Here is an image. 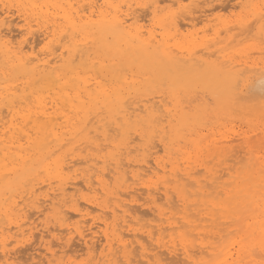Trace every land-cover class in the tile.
Instances as JSON below:
<instances>
[{"label": "bare ground", "instance_id": "1", "mask_svg": "<svg viewBox=\"0 0 264 264\" xmlns=\"http://www.w3.org/2000/svg\"><path fill=\"white\" fill-rule=\"evenodd\" d=\"M175 1L179 5L182 3L181 0ZM194 1L189 4L196 3ZM253 1L249 16L263 22L264 0ZM133 6L151 7V13L156 16V1L145 3V0H0V234L7 233L13 225L23 238L25 235H32L31 228H26L28 231L23 233L22 226L26 224V220L23 218L24 213L20 211L24 205L23 208L19 207L21 200H17L23 195L33 196L31 207L36 212H42L49 206L55 219L63 223L70 218L72 215L61 209L66 206L64 201L67 198L72 199L68 186L77 189L75 176L69 173L68 158L83 155L86 168L80 175L82 183L88 190L94 191L95 182L105 200L96 203L95 200L87 199L88 203L96 205L104 214L108 212L106 209H109L113 217L112 222H107L104 218L97 222L105 226L104 230H99L103 232L104 244L97 255V261L92 264L134 262L131 254L135 252L133 247L137 246L133 244L130 248L134 240L131 242V239L128 241L124 238L127 235L125 233H128L125 230L134 237L137 232L143 230L132 224V215L136 210L120 203V195L126 193L128 188H133L131 183H127L129 177L124 166L132 165V160L127 158V155L133 140L131 136L136 134L135 136L143 141L142 150L152 147L154 138L159 137L160 142L168 139L162 144L170 157L171 154L182 155L180 160L168 159L166 162L170 167L169 172L171 171L168 176L173 183L172 189L177 192L176 198L183 209L181 219L188 227L179 235L181 253L188 260L183 261V264H264V162L258 160L256 155H251L249 163L232 176L229 186L220 185L221 189H218L221 193L217 189L218 194L222 196L215 190L217 195L214 197L211 196L213 190L208 191L205 186L207 184H201L200 179L196 181L193 191L186 190V182L191 181L186 179L194 178L191 173L183 172L178 163L186 162L190 158L197 160L204 152L217 157L225 154L223 145H204L200 129L196 128L199 129L197 132L195 127L203 122L206 112L210 109L212 114L215 113L220 118L227 108L242 105L241 99L246 97L240 95L238 85L240 72L237 66L241 63L232 61L233 54H221L218 59H211L214 54L212 51L197 54L196 47L199 44L195 37H178L180 26L172 12L168 11L169 13L159 16L152 28L143 29L142 25L135 23L137 18L133 10L136 7L133 9ZM209 9L212 8L207 10ZM15 12L16 18L23 22L19 26L14 23L15 17L11 18ZM244 23L246 21L240 18L236 26ZM222 26L228 30V23H223ZM36 32V39L45 41L42 56L27 53L28 47L33 48V45L26 43L29 39L27 35L31 38ZM16 36H20L21 40L14 45L12 38ZM203 49H208V46L203 45ZM237 53L241 54L239 51ZM245 68L241 70L246 71ZM249 69L252 71L254 67ZM205 94L207 98L212 99V107L208 104L209 101H206ZM255 106V113L262 111L264 100H258ZM207 115L211 113L208 112ZM111 130L114 135H111ZM180 140H184V145L180 144ZM185 141L189 150L184 149ZM135 161L137 170L128 171L134 180L139 179V169L145 167L138 162L146 164L148 169L152 167L148 165V160ZM239 163L241 164L240 161ZM155 164L165 170V162L160 164L155 161ZM183 179L186 182L183 183ZM41 183L49 186L44 193L37 195L35 193L38 187L35 186ZM190 184L186 186H191ZM210 185L214 187L213 184ZM224 185L227 186L228 183ZM108 200H112V203L108 204ZM172 202L175 203L174 200ZM79 203L69 209L75 215L89 214L88 207L80 206ZM140 210L139 212L143 213V210ZM190 210L205 214L207 218H203L204 221L210 219L212 227L209 232L213 240L194 244L190 235L198 223H195L196 216L194 219L191 214L194 211L189 213ZM149 215L152 216L151 213ZM200 216L199 221L203 217ZM119 217L120 222L116 221ZM90 227L87 233L74 228L81 240L79 243L89 256L97 245V239L93 240L96 231ZM96 227L101 229L99 224H96ZM180 227L178 226L182 229ZM168 228L171 229L170 226ZM70 230H73L72 227ZM70 230L68 234H71ZM152 233L151 230H146V235L150 238ZM71 236H66V241H69ZM142 238L144 239V236ZM72 239L74 241L73 237ZM0 242V256L7 262L10 257L9 250L5 248L6 238H1ZM135 242L140 249L139 255L146 258L148 263H151V258L156 264L161 263L163 257L158 256L161 255L160 252L150 254L147 246L141 241ZM98 245H102L101 241ZM194 248L205 255L195 257ZM176 249L178 248L172 245L167 247L166 251L170 253ZM17 251L19 252V249ZM17 251L14 248L13 252ZM166 257L172 260L173 255L168 257L166 254ZM46 261L50 264L52 259ZM58 262L57 264H66Z\"/></svg>", "mask_w": 264, "mask_h": 264}, {"label": "rangeland", "instance_id": "2", "mask_svg": "<svg viewBox=\"0 0 264 264\" xmlns=\"http://www.w3.org/2000/svg\"><path fill=\"white\" fill-rule=\"evenodd\" d=\"M140 1L144 2V0H140ZM146 1L148 3H150V1H156L157 13H156L155 17L151 13V7L133 6V9L136 7L133 10V12L135 13L136 18H137L135 23L137 25H142L144 27L143 29L152 28L153 25H155L154 23L156 22V19L159 16H163L169 12H172L176 16V20L178 21V24H179L178 26H180L179 27L180 30L178 31L179 32L178 37L179 38H183L184 36L187 38H188V36L195 37L196 42L199 44V46L196 47L198 50L197 54H202L203 51L204 52L205 51H212V52H214V54H213V56H211V59H214V58L218 59V56H220L221 54H225V53L233 54V56L231 57L232 61L237 62L238 64L241 63L237 66V69L240 72L238 85H239V89L241 90L240 95L241 96L243 95L244 97H246V98L241 99L242 105H240V106L235 105V106H231V108H229V109L227 108V111L224 110L223 113L220 115V118H218L215 113L212 114L213 112L210 109L208 112H209V114L211 113V115L208 116L207 115L208 112H206L207 116L205 115L204 119L202 120L203 122H201L202 124L200 123L199 125H197L195 127V131H197V132H199L198 130L200 129V134L202 136L201 141H202V143H204V145H208V147H210L211 144L223 145L224 148L226 149L225 154L220 156V157H217L214 155H210L209 152H204L203 156L199 157L197 160H195L194 158H190L186 162H183V161L178 162V163H180L179 164L180 169H182L183 172L191 173L192 177L194 178V179H190V178L186 179L184 177L187 181L191 180L188 182L189 184H190V182H193L190 184L191 186H189V185L186 186L188 183L186 182L185 179H183V183L186 182V184H185V189L187 188L186 190H188V191L192 190L193 191L196 188V186H195L196 181L200 179L201 181L200 180L199 181L201 182V184H207V185L213 184L214 187H212V185H210V186L205 185V186H206V188L208 187L207 188L208 191L213 190L211 196L214 197V195L216 196L218 194V192H217L219 190L218 188L221 189L220 185H222L224 187L229 186V184H230L229 181L232 180V176L235 174L236 171L241 170L247 163H249L248 161H250V159H251L250 157H252L251 155H256L258 160H261L264 162V114H262L264 112V106H263L262 111L257 112V113H255L254 109H253V108L256 109L255 105L257 104L258 100H260V99L264 100V24H263L264 21L263 22H262V20L256 21L253 18V16H249L251 4L252 5L254 4L253 0H227V1L226 0H201V1L200 0H197V1L193 0L194 2H196L194 4H189V2H191L192 0H181L182 3L180 5L178 3H176L175 0H174L175 2H173V0H145V3H146ZM173 3H174V5H173ZM192 7L194 10H192ZM208 8H212V9L207 10ZM188 10L189 11L192 10V11L189 12ZM16 17H17V13L15 12L12 14L11 18H14L15 19L14 23L19 26L23 22L22 21L20 22L19 21L20 18L18 19ZM192 18H194V19H192ZM240 18L245 20L246 23H244L241 26H236V22ZM252 19H254V20H252ZM223 23H228L227 27H228L229 31L223 29V26H222ZM208 27H209V29H208ZM219 31H221V32L219 33ZM216 33H218V34H216ZM37 35H38L37 32H36V34H34L32 36L35 38H32V37L30 38V37H28L29 35H27V38H29V39H27L26 43L33 45V48H34V50H33V48L28 47L27 53L32 52L31 53L32 55L42 56V52L44 51L43 46H44L45 41H39V39H36ZM12 40L14 42L13 44L16 45V42L21 40V37L16 36V37L12 38ZM35 42H37L38 44L37 43L35 44ZM201 42L203 43L202 45L200 44ZM203 45H207L208 49L204 50ZM25 49H27V47ZM237 51H239L241 54H238ZM244 67L247 68V70L245 68L246 71L241 70V68L244 69ZM253 67H254V69H252V71H251L249 68H253ZM253 71H255V72H253ZM255 92L256 93L258 92V93L255 94ZM250 94H252L253 96ZM259 94H260V96H259ZM198 95L200 96L201 94L198 93ZM254 95H255V97H254ZM205 96H206V94H205ZM250 96H252L251 97L252 99L249 98ZM205 98L207 99L206 101H209L208 104L211 105L210 107H212L213 106L212 99H210L209 97L207 98V96ZM247 98H249V100ZM231 109H236V110L234 111ZM238 110H239V112H238ZM247 113H250L251 115L250 114L247 115ZM253 113L255 115H253ZM261 118H263V119H261ZM198 127H199V129L196 130V128H198ZM111 131H110V133H111ZM114 134L115 133L112 131L111 135H114ZM186 134H187V132H186ZM135 135L136 134H133L131 136V139L133 138V140H132L133 143L131 142L130 147H129V154L127 155V158L132 160L131 161L132 165L130 167L124 166V169L126 170V173H127L126 175L129 177V179L127 180V183H131L133 188H128L127 191H125L126 193L121 194L122 195V196L120 195L121 202L119 201L120 203H124L126 205V207L128 206L132 210L138 211L137 213H136V211L133 212L131 221L135 227L142 228V230H143V232H141V231L137 232V234H136L137 236H135V237L127 230H125V232H128V233L124 232L125 234H127L124 237L125 239H128V241H130L129 239H131L132 240L131 242H133V240H134V242L131 243L130 248L133 247L134 245L137 246V247H133L134 248L133 251H135V252L132 253L131 256H132L134 262L131 261L130 264H140V263L143 264V262H144V264H156V262H153V258L150 259L151 263H148L146 261L147 260L146 258L139 255L140 249H139L138 243L135 242V240L141 241L142 244L147 246L150 254L154 253L155 251H157L156 253L160 252L159 254H161V255H158V256L160 258L163 257L162 260H160V262H161L160 264H164V262H166V264H183V261L188 262V260H187L186 256L181 253L182 249H181V245H180V236L179 235L181 234V231L188 229V227L186 225H184V223L181 219L183 209H182V206L180 205L181 203L176 198L177 192L173 191V189H174L173 183L171 182V179H170L171 177L168 176L171 171L169 172L170 167H169L168 162H166L168 159L180 160L179 158H181L182 155L171 154V157H170L169 156L170 154H168L167 149L162 144L164 142H167L168 139H164L162 142H160L159 137H155L153 140L156 144L152 143V147L145 148L144 150H142L141 148L144 147L143 141L140 140L139 137L135 136ZM192 136H194V135H192ZM187 137H189V135ZM135 138H136V140H135ZM225 140H227V141H225ZM181 141H183V142H181ZM185 143H186V141H185ZM180 144L184 145V140H180ZM153 145H154V147H153ZM130 148L134 149V150L131 151ZM184 149L189 150L187 143H186V146L184 147ZM151 151H153V152H151ZM238 152H240V153H238ZM191 154L193 155V152H191ZM227 155H229V156L227 157ZM82 156H74L70 159L68 158V161L70 160V162H69V164H70L69 173L72 176L73 175L75 176L74 181L77 184V186H76L77 189H75V190L71 186H68V193H70L69 195H72V199L70 200L69 198H67L64 201V202H66L65 203L66 206H63L61 208L66 214H67V212H69L68 215H72L70 218H68L69 220L67 219L62 223L61 220L55 219L53 216L54 214L52 212V209L49 206H46V209L44 208L45 210H43L42 212H36L35 209H33L31 207V200L33 199V196L29 197L28 195H23L24 198L23 197L17 198L18 201L21 200V202L18 203L19 207L23 208V205H24V208L22 209V211H20V212L24 213L23 218L26 220V224L22 226V228L24 229L23 233L28 231V229L26 230V228H31V231H32L31 234L32 235H25V238H23L22 235L20 234V231L17 230V228L14 227L13 225H11V229H9L7 231V233H4V234L1 233L0 234V239L6 238V247L5 248H7L9 250V257H10L9 258L10 260L8 259V261H7L8 264H10V263L11 264H37L38 261H39V264H47V261H46L47 259H52V261H50V264H52V263L57 264L58 261H59L58 263H65L66 262V264H92L94 261H97V258H98L97 255L101 252V249L103 248V244H104L103 239H102L103 238L102 237L103 232L99 231V230L105 229V226L103 224H100L97 222L99 220H101L102 218L107 220V222H112L113 217H112V214L109 212V209H106V210H108L109 213L108 212L107 213L109 215L107 213L104 214V211L97 208L96 205L88 203V201L90 199L95 200L96 203H100V202H103L105 200L102 196L101 191L98 189V185L95 182H93L94 183L93 189H95L94 191L88 190L84 186V184L82 183V177L80 175L83 172V170L86 168V163H84ZM235 156H237V157H235ZM243 157L245 158V160ZM143 159L148 160V165H150L152 167H151V169H148L146 167V164H144L141 161L138 162V163H142L143 164L142 166H145V167H141L142 169H139V171H140L139 175H138L139 179L136 178L134 180L132 177H130V174L128 173V171L131 169L137 170L138 166H136L137 164H135L136 163L135 160L139 161V160H143ZM155 161L160 163V164H162V162L163 163L165 162V166H166L165 170H162L161 166L157 167L155 164ZM239 161L241 162V164L239 163ZM71 164H72V166H71ZM232 165H233V167H232ZM227 166H228V168H227ZM144 169H146V170H144ZM229 169H231V170H229ZM163 171H166V172H163ZM193 171L194 172L197 171V172H195L196 174L193 173ZM198 173H199V175H198ZM217 175H218V177H217ZM220 176H221V178H219ZM215 177L217 179H215ZM213 180H214V182H212ZM217 181H218V183H217ZM205 182H207V183H205ZM208 183H210V184H208ZM226 183H228L227 186L224 185ZM214 184H216L218 186L216 187V185H214ZM169 185H170V187H169ZM48 186L49 185L46 183H41V184L36 185L35 188L36 187H38V188H37L35 194L41 195L42 193H44L47 190ZM39 188H40V190H39ZM136 188H138V190ZM141 189H142V192H141ZM166 190H168V192ZM215 190H216L217 194H215L216 193ZM169 191H171V192H169ZM219 191L221 193V190H219ZM130 192H132V194ZM127 193H129V194H127ZM220 193L218 195L222 196V194H220ZM170 194H171V196H170ZM73 195H75V196H73ZM132 196H134L136 199L132 198ZM161 197H162V199H161ZM26 198H27V200H26ZM87 199H89V200H87ZM173 200L175 201V203L172 202ZM169 201H171V202H169ZM75 202L77 204L79 203L80 206L88 207V210L90 211L89 214L84 213L83 216L82 215H75L73 213V211L71 209H69V207H72V206H74V204H76ZM158 202H160V203H158ZM111 203H112V200L111 201L108 200V204H111ZM162 203H163V205H162ZM167 206H169V207H167ZM42 207H45V206H42ZM94 208H96L95 211H93ZM172 208H173V210H172ZM98 209H99V211H97ZM140 209L143 210V213L139 212ZM177 209H179V210H177ZM106 210H105V212H106ZM145 210L147 213H145ZM191 211H194V212L192 213ZM83 212H85V211H83ZM148 212H150L152 214V216L149 215L150 213H148ZM188 212L189 213L191 212L194 219H195L194 216H196L197 219H196L195 223L196 224L198 223L197 227L193 230L192 234L190 235V238L192 239L194 244L197 245L200 241L213 240L214 238H213V236L210 235V232H209V229H211V227H212L210 219L208 218V220L205 219V221H204L203 218H207V216L203 213L197 214V213H195V212H197L195 210H190ZM141 213H142V215H141ZM143 214L146 216V218ZM200 215L203 217H201ZM153 216L155 219H153ZM199 216L202 218L201 221H199ZM166 218H169V219L167 220ZM79 219H81V220H79ZM126 219H129V217H126ZM120 220L121 219L119 217L116 221L120 222ZM157 220H159V221H157ZM176 222H178V223H176ZM209 222H210V225H209ZM40 223H41V225H40ZM60 223H62L61 226H59ZM142 223H144V224H142ZM96 224H99L101 226L100 227L101 229H98L96 227ZM154 225H155V227H154ZM90 226H92L91 230L96 231V234H95L96 236L93 238V240L95 241L96 239L97 240L101 239L100 241L102 243V245H98L100 243V241L96 240L97 245H96V249L91 253L92 258H91V256H89V254L87 253L85 248L84 249L82 248L83 247L82 244L79 243L81 240L78 238L76 232L74 231V228H78L79 230L83 231L84 233H87L90 231L88 229V228H91ZM169 226L171 227V229L168 228ZM172 226H174V227H172ZM178 226L179 227L181 226L180 228H182V229H179ZM48 227H50V228H48ZM67 227H68V229L66 230ZM71 227L73 230H70ZM161 227H163L164 229H162ZM192 229H193V227L190 228V230H192ZM59 230H61L63 232L60 233L61 231H59ZM68 230L71 231V234L70 233L68 234V232H69ZM146 230H151L153 232L151 234V238L146 235ZM4 232H6V230H4ZM170 232H172L173 234H171ZM198 232H199V234H198ZM35 233H39V234H35ZM47 234H49L48 237H47ZM34 235H36V237L38 235V237L36 238ZM66 236L67 237L71 236V239H69V241H66L67 240ZM130 236H131V238H130ZM143 236H144V239L142 238ZM72 237L74 238L75 242L73 241ZM16 240H18V241H16ZM64 240L67 242V244ZM34 242H36V243L34 244ZM77 243H79V244H77ZM148 243L150 245H148ZM162 244H164V245H162ZM172 245L175 248H178L179 250L176 249L173 252L167 253L166 248L172 247ZM45 247H50L51 249L46 250ZM0 248L2 249L1 242H0ZM14 248H15V251H17L19 249V252L17 251L16 253H14L13 252ZM57 248H58V250H57ZM135 249H137L138 251ZM20 250H23V251H20ZM193 250H196V251H193V254L195 257H200L202 255H205V253H202V254L199 253L198 252L199 249H197V248H194ZM162 251H163V253H162ZM10 252H12L13 254ZM179 253H181V254H179ZM0 254L2 255L1 250H0ZM133 254L134 255L136 254L138 256L135 255L136 256L135 257ZM166 254L168 257H171L173 255V258H171L172 260H170V258L167 259ZM75 255H76V257H74ZM27 256L29 259L27 258ZM23 258H25L26 260ZM1 259H2V261H1ZM37 259H38V261H37ZM34 261H36V263ZM169 261H171V262H169ZM7 262L4 260L3 256H0V264H7ZM167 262H169V263H167ZM118 264H120V261H118Z\"/></svg>", "mask_w": 264, "mask_h": 264}]
</instances>
